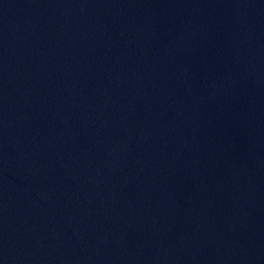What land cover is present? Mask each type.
<instances>
[{
	"label": "water",
	"instance_id": "1",
	"mask_svg": "<svg viewBox=\"0 0 264 264\" xmlns=\"http://www.w3.org/2000/svg\"><path fill=\"white\" fill-rule=\"evenodd\" d=\"M0 264H264V0H0Z\"/></svg>",
	"mask_w": 264,
	"mask_h": 264
}]
</instances>
